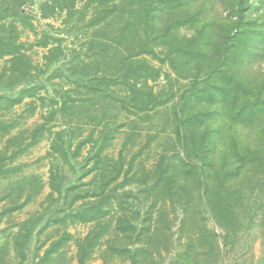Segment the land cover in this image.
<instances>
[{"label":"rangeland","instance_id":"rangeland-1","mask_svg":"<svg viewBox=\"0 0 264 264\" xmlns=\"http://www.w3.org/2000/svg\"><path fill=\"white\" fill-rule=\"evenodd\" d=\"M0 264H264V0H0Z\"/></svg>","mask_w":264,"mask_h":264},{"label":"trees","instance_id":"trees-1","mask_svg":"<svg viewBox=\"0 0 264 264\" xmlns=\"http://www.w3.org/2000/svg\"><path fill=\"white\" fill-rule=\"evenodd\" d=\"M247 172H249V170H247ZM210 179V178H209ZM208 192H211V188H210V186L208 187ZM213 196H215V194H212L211 196H208V198H209V202L212 204V202H211V200L210 199H212V197Z\"/></svg>","mask_w":264,"mask_h":264}]
</instances>
